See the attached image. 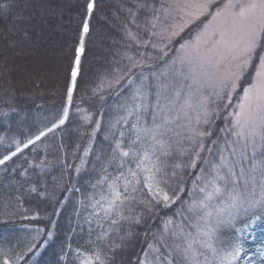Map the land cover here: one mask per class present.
Segmentation results:
<instances>
[{
	"label": "snow or ice",
	"instance_id": "1",
	"mask_svg": "<svg viewBox=\"0 0 264 264\" xmlns=\"http://www.w3.org/2000/svg\"><path fill=\"white\" fill-rule=\"evenodd\" d=\"M194 6L197 10L195 18L211 16L212 22L218 23L205 25L194 42H185L181 45L178 51L182 55L172 60L170 68L160 74L165 78L164 81L158 78L157 100L153 111L149 112L144 80L141 79L137 85L132 79L133 70L146 67V62L151 60V57L141 55L136 59L128 56L129 64L114 74L115 84L127 78V83L134 86L135 91L132 93L131 101L124 106L126 115L118 118L111 126L119 132V136L113 132L111 155L101 169L96 185L93 186L100 188V199L92 201L93 211L85 223L90 226L91 236L92 218L99 220L102 211L111 231L119 234L123 230L121 222L138 225L144 220L147 223V219H151L157 209L171 208L180 201L181 207L177 214L183 216L186 211L193 217L195 223L190 226L195 231H186L182 222L166 220L160 237L156 239L155 244L148 245L143 258H137V264H237L241 259H244L246 264H253L247 257L243 242L239 239L233 242L228 252L218 250L215 244L222 242L218 235L222 229H230L235 234L242 231L236 227L238 222L243 223L245 227H255L259 221L264 220V0H222V3H217L216 0H197ZM141 7L152 12V20L148 22L149 27L146 28L151 37L170 41L179 34L174 30L176 26H168L167 34L155 31L157 24L161 22V15L165 18L171 15L172 4L161 5L157 10L144 0ZM94 8L95 0H85L78 43L74 48V61L70 65L66 84L69 104L72 103L73 94L77 90L78 77L82 74L81 56L85 51V36L90 33V19ZM127 35L130 40L139 43L138 36L130 30ZM152 46L155 48L154 44ZM201 48L204 49L203 52ZM158 54L161 58L167 57L166 47L160 48ZM250 67L255 68V82L243 89L244 95L238 105L239 111L231 114L233 121L229 134L235 139L229 141L227 137L224 138V145L217 148L218 162H215V158L206 160L201 157L204 151H208L209 154L213 152L212 148L206 149L204 145V138L211 136L212 133L210 129L201 130L197 127L186 137L191 142V146L186 149L191 157L190 162L172 163L174 149L171 139L168 138V133L172 131L169 128L172 120L165 113L171 112L167 105L172 103L173 98L165 93L170 90L175 93V98L183 96L184 105L189 108L193 106L195 100L200 109L196 118L197 125L201 121L210 125L218 115L211 107L214 103L211 97L227 101L224 107L229 106L232 93L237 90L239 81ZM207 69H214V72L210 73ZM181 79L185 83H181ZM112 86L110 83L109 87ZM184 89H187L186 93ZM162 100L166 102L164 105L161 104ZM145 115L152 116L151 126L144 120ZM130 117H135V122L131 123L130 129L121 130L118 126L121 123L128 124ZM66 118L67 111L48 131L64 125ZM96 126L99 128V121L96 122ZM43 135L46 133L41 132L36 140ZM34 143V140H28L24 147L27 148L29 144ZM213 144L218 142L214 141ZM19 151L21 149L17 145L16 152L0 159V165L11 160ZM237 155L240 157L239 160L236 159ZM200 161L207 165L201 167L200 174L196 176L199 183L193 182V189L198 188L200 197L191 202L182 201L179 193L185 191L183 176L186 169H195ZM245 162L251 164L250 169L244 167ZM130 164L134 167L126 168V165ZM113 165L119 172L116 176H111L107 171L108 167ZM76 171L79 173L80 168ZM173 183L176 187H172ZM40 187L33 186L30 191L44 195ZM256 188L260 189V196L249 199L246 193L255 196ZM217 198L222 199V206L213 208V202ZM137 209H140L139 214L133 215ZM2 223L7 224L8 221ZM51 236L52 233L49 232L48 237ZM129 237L130 233H125L119 236L120 244H115L111 240V233L102 231L96 237V247L91 250V255H85L77 249L74 258L80 260V264H117L118 250L124 248ZM170 239L172 244L168 243ZM105 240L109 242L105 244ZM34 247L35 244H30L28 251L31 252ZM162 248L166 251L162 252ZM204 249L216 259L210 262ZM70 252L71 245H68V251L61 259H65ZM258 253L260 264H264V248L259 249ZM201 256L205 257L203 261L200 260ZM24 259V254L13 255L10 248L0 246V264H20ZM126 264L132 262L129 260Z\"/></svg>",
	"mask_w": 264,
	"mask_h": 264
},
{
	"label": "trees",
	"instance_id": "2",
	"mask_svg": "<svg viewBox=\"0 0 264 264\" xmlns=\"http://www.w3.org/2000/svg\"><path fill=\"white\" fill-rule=\"evenodd\" d=\"M136 1L95 0L90 19V33L85 36V51L81 56L82 74L78 77L73 104L65 110V124L54 128L34 144L23 148L11 160L0 165V246L10 248L13 255L24 254L25 259L20 261V264H80V260L74 258L75 251L79 249L85 255H91V250L96 247L98 235L95 225L105 232L110 228L109 222L103 221L102 211L99 220L92 218L91 236L90 226L85 220L90 217L93 211L91 203L95 200L97 191H100V188L93 186L96 185L101 169L111 155L113 132L119 136V132L111 126L118 118L124 116V103L131 101V85L127 83V87L119 93L118 89L109 87V84L114 82V74L128 65L120 59L121 53H127V41L122 27L134 26L133 21L136 22V17L141 13L139 8L135 9ZM83 2L85 0H0V9H3L0 10V59L2 62L9 59V69L15 70L3 75V67L0 68V74L4 76L1 77L0 84L5 89L1 92L0 87V159L11 155L17 145L20 146L57 123L65 112L62 108L66 103V93L55 90L59 86L52 85H60V78L52 80V84H48L50 79L47 84H40L41 80H38L36 75L33 76V81L26 79V71L30 67L38 66L25 62H31V55L28 54L26 59L20 52L13 53L14 48L9 50L3 39L4 29L10 27L18 31L14 35L15 39H18L20 32L28 29L27 26L34 30V23L37 22L39 26L53 28V32L59 31L57 40L70 35L71 60L60 72L65 75L69 64L72 65L74 60V48L78 43L81 13L85 4ZM79 3L80 11L73 10ZM26 9L35 15L29 23L19 21L20 15ZM11 10L14 11L13 14L8 13ZM37 11H45L46 17L38 16ZM14 15L19 18L15 20ZM69 28L71 31H68ZM60 42L62 43V40ZM131 55L135 56L133 52ZM15 73L23 81L15 82L21 85L12 81ZM251 79L252 76L237 88L231 97L232 104L237 105L243 89L250 85ZM213 102L212 109L219 115L222 101L216 99ZM76 104H81L83 109L76 110ZM6 106L11 110L3 113ZM218 115L214 117L211 125L212 139L216 138L218 142L215 144L216 149L220 147L222 138L226 137L219 132L223 119L222 113L219 119ZM97 121L99 128L96 126ZM118 127L121 130L130 129L128 124L125 128L122 123ZM85 150V174L74 177V168L82 161V151ZM190 158L187 153L181 158L177 151H174L171 162L188 164ZM127 167L130 165H126ZM107 171L111 176L119 173L114 165L109 166ZM195 172L196 169H186L183 176L184 188H187L190 182L196 181ZM37 185L41 186L40 191L44 192V195L30 191ZM259 191L260 189L256 188L255 194ZM186 192L187 189L180 196L185 202L190 199ZM64 200L66 202L63 204ZM179 204L180 201H177L173 206ZM173 206L157 209L151 219L145 217L147 223L144 220L138 225L121 222L123 230L120 234L111 235V240L120 244L121 234L130 233V237L124 248L118 250L117 264H126L129 260L132 264H137V258L143 257L147 245L154 235L159 233L162 223L166 220L181 221L185 225L187 219L175 213ZM139 211L140 209H137L133 215L139 214ZM125 214L128 215L127 212ZM5 220L8 221L7 224L2 223ZM230 231L224 230L222 235L227 236ZM49 232L52 233L51 238L48 237ZM46 238L49 240L45 241ZM43 241L45 245L40 249ZM30 244L36 245L31 252L28 251ZM68 245H71V252L65 259H61L68 251ZM161 251L165 249L162 248ZM256 264H260V261Z\"/></svg>",
	"mask_w": 264,
	"mask_h": 264
},
{
	"label": "rangeland",
	"instance_id": "3",
	"mask_svg": "<svg viewBox=\"0 0 264 264\" xmlns=\"http://www.w3.org/2000/svg\"><path fill=\"white\" fill-rule=\"evenodd\" d=\"M71 2V1H70ZM149 5L154 6L157 10H159L161 8V5H169L172 4L173 8L171 10V15H169L167 18H165L163 15H161V22L157 24V28L155 29V31L157 33L160 32H164L165 34H167L168 32V26H176L174 27V30L177 31L179 34L176 35L175 37H173L170 41L169 40H164L161 41L158 37L157 38H153L151 37L149 32H146V28L149 27V21L152 20V12L150 9H144L141 7V5L144 3V0H137L136 1V5H135V9H140L141 13L138 14V16L136 17V22L133 25H131V27L128 26H123L122 30L123 33L126 37V41H127V53H121V61H124L126 63L129 64V60L127 59L128 56H131L133 58L139 59L141 57V55H144L146 57H151L152 59L147 61V66L143 67L142 69L138 68V69H134V75H132V79L135 80V83L138 85L141 82V79L144 80V86H145V90H146V94L148 96V102H149V112L154 110V106L156 104V100H157V82H158V78L160 81H164V77L160 76L161 73L167 71L170 66H171V61L177 59L178 56L182 55V53L180 51H178L181 47L182 44H184L185 42H194L196 40L197 34L200 33L203 29L205 25H212L213 23H218V22H212V17L211 16H199L198 18H195V13H196V8H195V4L197 3V0H147ZM217 3H222V0H216ZM85 2H83L84 4ZM81 6V4L79 3L78 5H75L73 7V10H77L80 11L79 7ZM213 11H215V8L213 9ZM9 14H13L14 11H9ZM37 15L45 18L46 17V12L45 11H37ZM15 20L18 19L19 17L14 15L13 17ZM35 18V15L29 11L28 9H26V11L24 13H22L20 15L19 21H23L26 23H29L30 21H32ZM204 19V21H203ZM18 21V22H19ZM201 24V26L197 29V27ZM27 30L26 31H22L20 32V36L18 39H15L14 35L17 34L18 31L11 29L10 27H7L4 29L3 31V39L5 41V45L8 46L9 50H12L14 48V52H20L21 54H23L26 57H28V54L31 55V62L30 60H26L25 62L28 64H33L37 65V68H32L30 67L27 71H26V79L28 81H33L35 77L33 76H38V80L40 84H47L48 79H50V81H48V84L53 81H56L60 78V80L58 81L60 83L59 84H55V83H51L54 86H59L57 87L55 90L57 91H62L63 94L66 93V84H67V80L69 77V68H70V64H69V68L67 70V74L64 75V73L60 74L62 68L64 69L66 67V65L70 62L71 60V41H70V35L65 36V37H61L57 40V36L59 31H55L53 32V28L49 27V26H39L37 22L34 23V30L33 29H29V27L27 26ZM182 28V30H180ZM71 31V29L69 28L68 31ZM131 31L132 33L136 34L138 36L139 39V43H137V41L134 40H130L128 38V31ZM191 34V35H190ZM190 35V37H189ZM10 37V38H9ZM188 37V38H187ZM62 40V43L60 42ZM155 45V48L152 45ZM141 45H145V46H141ZM166 47V51L168 52V56L167 57H163L161 58L158 54V50L160 48H165ZM201 51L203 52L204 49L201 48ZM35 54H33V53ZM131 52L134 53L135 56L131 55ZM27 55H26V54ZM27 59V58H26ZM74 61V60H73ZM165 61H167V63H165ZM9 59L7 60H3V62L0 59V68L3 67V75L8 72L7 74H9V72L11 71H15V70H10L9 69ZM227 62H225V67H227ZM2 69V68H1ZM25 71V70H23ZM23 71H21V73H24ZM57 71V72H56ZM207 71L214 72V69H207ZM14 73V72H13ZM114 73V70H113ZM6 74V75H7ZM0 74V81H1V77L3 78L4 76ZM251 84H253L255 82V78H256V71L255 68L250 67L249 69H247V71L245 72L244 76L242 77V79L239 81V87L241 85H244L247 80L249 79V77L251 78ZM139 77V79H138ZM12 81L15 82V80H18L19 82H23L22 80L19 79V76L17 75V73H15V76H12ZM56 78V79H55ZM11 79V77H10ZM170 79V78H169ZM6 81H8L6 79ZM9 82V81H8ZM26 82V81H25ZM17 85H21L20 83L15 82ZM181 83H185V81H183L181 79ZM113 84V89L120 91L127 87V78L125 80L120 81L119 84H115L114 82H112ZM1 87V84H0ZM250 87V85H248L246 88ZM61 88V89H60ZM59 89V90H58ZM4 87H1V92H4ZM112 91V89H111ZM135 91V87L132 86L131 87V96L132 93ZM184 93L187 92V89L183 90ZM209 91H211L209 89ZM235 93V92H234ZM232 93V95L234 94ZM6 96H9V94H5ZM165 95H168L170 98L172 99V103L168 104L167 106L169 108H171V112H166L165 114L168 115L171 120L172 123L169 125V128L172 129V131H170L168 133V138L171 139V142L173 143V149L174 151H177V153L180 155V153H184V155L187 153L186 149L188 147L191 146V142L189 140L186 139V137L190 136L192 134V130L196 129L197 127H199L201 130L203 129H210L211 133L213 131L212 128V122L210 125H206L203 123V121L200 122L199 125H197V114L200 111L199 109V105H197L195 103V100L193 101V106L191 108L187 107L184 105V100H183V96H181L180 98H175V93L171 92L170 90L168 92L165 93ZM244 95V92H242L239 101L236 104H230L229 106H227L226 108L224 107V105L227 103V101H222V105L220 108V111L222 113V119H223V125L220 127L219 132H221V135H225L227 137V139L229 141L234 140L235 137L231 136L229 134V130L232 129V121H233V116L231 115L234 112H238L239 108L238 105L242 102V97ZM232 97V96H231ZM217 98L215 96L211 97V101H215ZM66 101L65 105L62 108V111H65L66 109H69L71 107V104L68 103L67 101V97H65L64 102ZM219 101V100H218ZM166 102L165 101H161V104L164 105ZM124 105H126V103H124ZM211 107L213 108V103L211 104ZM75 109H83V107H81V104H76ZM9 110H11L8 106H6L5 108H3V113L4 112H9ZM220 113V114H221ZM218 115L217 119H219ZM64 115V114H63ZM62 115V117H63ZM126 115V112L124 110V116ZM144 120L147 122L148 126H151L152 124V116L151 115H145ZM59 122V120H58ZM57 122V123H58ZM66 122V121H65ZM135 122V117H130L129 118V123H134ZM144 122V121H142ZM129 127H131V124H129ZM53 125V124H52ZM52 125L49 128H52ZM127 124H123L122 123V127L125 128ZM62 126V125H61ZM48 130H45L44 133H48ZM35 135V137L32 139L34 141H36V137L39 136ZM46 135L41 136L40 138L44 137ZM210 137V136H209ZM209 137H205L204 138V145L205 148H212L213 152L212 154H209L208 151H204L201 153V157L203 159L206 160H213L215 158V162H218V155H217V149L215 148V144L211 143V140L217 141V139L215 138L214 140L211 139ZM207 138H209V142L206 143ZM26 144V143H25ZM23 144L20 149H22L24 147ZM210 144V146H209ZM224 145V138H222V140L220 141V146ZM85 152L82 151V161H79L78 164L76 165V167L74 168L73 171V176L76 177L78 174H85V160H84V154ZM184 155H180L181 158L184 157ZM225 155H228V153H225ZM239 155L236 156V159L239 160ZM259 159V157H257V160ZM172 163H178V162H172ZM37 165V164H36ZM130 167H134V165L130 164ZM201 167H207V165H204L202 161L198 162L195 172V177L197 175L200 174V168ZM244 167L246 169H250L251 164L248 162H245ZM80 168V172L77 173L76 169ZM190 170H194L193 168H189ZM126 170V168H125ZM237 171H239V169H237ZM119 174V173H118ZM117 174V175H118ZM243 183V180H241ZM197 184L199 183L198 181H195ZM175 184L173 183L172 187ZM185 190L187 189L186 194L191 193L190 195V199H188L186 202H191L193 199H199L200 197V193L197 189H193V183L190 182L187 186V188H184ZM251 190V185H249V191ZM101 191V190H100ZM100 191H97L96 193V197L95 200H99L100 199ZM185 192V191H184ZM182 192V193H184ZM182 193H179V195L181 196ZM246 195L249 196V199H256L260 196V191L255 194V196H251L249 193H246ZM139 199V196H138ZM182 200V199H181ZM183 201V200H182ZM66 201H63V204ZM222 199L221 198H217V200H215L213 202V208L216 207H220L222 206ZM174 207V211L175 213H178L180 211V209L176 208H180L181 205H177V206H173ZM212 210V209H210ZM184 217H188L187 222L185 223V230L186 231H195V229H193L190 225L195 223V219L193 217H191L186 211L183 213ZM115 218V217H114ZM251 217H249L250 219ZM103 221H106L105 219H103ZM177 223H180L181 221H174ZM259 221L254 228H257L258 225H260ZM187 225V226H186ZM237 226L241 227L242 229H252L253 227H245L243 223L238 222L236 224ZM242 225V226H241ZM96 229L95 231L100 234L102 231H104L103 229H98L97 225H95ZM171 227V226H169ZM237 227V228H239ZM164 228V223H162L161 225V229L159 230V233L154 235L153 239L151 240V242L149 244H155L156 241L154 243H152V241L158 239L160 237L161 232L163 231ZM240 228V229H241ZM227 230V229H222V231ZM105 232V231H104ZM107 232H110L111 235L113 234H117L114 231H111V229L109 228L107 230ZM221 232L219 233L220 236V241H222L221 243H216L215 247L223 252H228L231 250V246H229V238H227L228 236H222ZM121 233V232H120ZM119 233V234H120ZM245 232L242 230L241 232H238L239 237H241L242 235H244ZM122 236L124 234H121ZM249 240L246 242V244H249L250 246H245V248L248 249V251H245L247 253V257L252 260L253 263H255L258 259H259V253L258 250L261 248H264V235L261 234V232L259 230H256L255 232H253L251 234V236L248 237ZM231 242H234L236 239L234 237H232ZM240 240V238H239ZM241 241V240H240ZM106 243V241H104ZM169 244H172V240L170 239L168 241ZM148 244V245H149ZM148 245L146 247V249H148ZM205 251H207L209 257L207 258L210 262L214 261L216 258L213 257L211 255L210 252H208L207 249H204ZM203 250V251H204ZM166 251V250H165ZM243 255V254H242ZM143 258V257H142ZM205 259V257L201 256L200 260L203 261ZM242 262L244 264H246L245 260L243 259Z\"/></svg>",
	"mask_w": 264,
	"mask_h": 264
}]
</instances>
